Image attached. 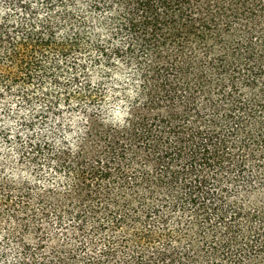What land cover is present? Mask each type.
Masks as SVG:
<instances>
[{
	"label": "trees",
	"instance_id": "16d2710c",
	"mask_svg": "<svg viewBox=\"0 0 264 264\" xmlns=\"http://www.w3.org/2000/svg\"><path fill=\"white\" fill-rule=\"evenodd\" d=\"M225 1L0 0V264H264V0Z\"/></svg>",
	"mask_w": 264,
	"mask_h": 264
},
{
	"label": "rangeland",
	"instance_id": "374dc122",
	"mask_svg": "<svg viewBox=\"0 0 264 264\" xmlns=\"http://www.w3.org/2000/svg\"><path fill=\"white\" fill-rule=\"evenodd\" d=\"M211 2H209L208 6H207V3H198V4H195L197 9H198V13L200 14L201 12H204V13H208V12H215L217 9L221 8V7H225V6H228L230 3L228 1H219L218 0H210ZM258 38H260L259 36H257ZM259 40H256V43H258ZM218 44H212L213 47L215 48H218L217 47ZM220 49V48H219ZM122 79H124V76L122 77ZM115 97H118V100L117 101H114L113 98H112V95H108L105 97V100H104V107H108L107 109L110 111V114L109 115H118L121 111H122V108H123V100H121V97L120 96H115ZM106 110V109H104ZM107 111V110H106ZM109 113V112H108ZM48 125H51L52 127L53 126V123L50 124L48 122ZM43 127L45 126H39L38 128H40L41 130H43ZM62 135L61 133H58V136Z\"/></svg>",
	"mask_w": 264,
	"mask_h": 264
}]
</instances>
